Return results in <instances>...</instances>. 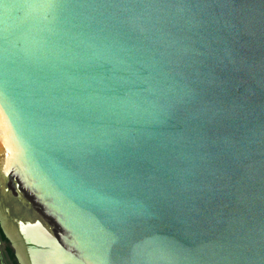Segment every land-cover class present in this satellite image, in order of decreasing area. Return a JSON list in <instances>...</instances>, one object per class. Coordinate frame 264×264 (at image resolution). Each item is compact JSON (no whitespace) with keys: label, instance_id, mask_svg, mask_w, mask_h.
<instances>
[{"label":"water","instance_id":"water-1","mask_svg":"<svg viewBox=\"0 0 264 264\" xmlns=\"http://www.w3.org/2000/svg\"><path fill=\"white\" fill-rule=\"evenodd\" d=\"M0 227L18 264H264V0H0Z\"/></svg>","mask_w":264,"mask_h":264},{"label":"flooded vegetation","instance_id":"flooded-vegetation-1","mask_svg":"<svg viewBox=\"0 0 264 264\" xmlns=\"http://www.w3.org/2000/svg\"><path fill=\"white\" fill-rule=\"evenodd\" d=\"M4 237L5 235L0 227V264H16L15 260L12 257V254L14 255V252L11 244L8 240L5 241Z\"/></svg>","mask_w":264,"mask_h":264},{"label":"trees","instance_id":"trees-1","mask_svg":"<svg viewBox=\"0 0 264 264\" xmlns=\"http://www.w3.org/2000/svg\"><path fill=\"white\" fill-rule=\"evenodd\" d=\"M4 240L7 241V238L4 237ZM11 253H12V252H11ZM12 257H13V259L15 260L16 264H18V262L16 261V258H15V256H14L13 254H12Z\"/></svg>","mask_w":264,"mask_h":264}]
</instances>
